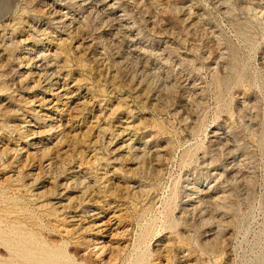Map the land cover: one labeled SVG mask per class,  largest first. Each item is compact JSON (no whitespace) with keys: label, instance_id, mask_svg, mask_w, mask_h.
Wrapping results in <instances>:
<instances>
[{"label":"rangeland","instance_id":"obj_1","mask_svg":"<svg viewBox=\"0 0 264 264\" xmlns=\"http://www.w3.org/2000/svg\"><path fill=\"white\" fill-rule=\"evenodd\" d=\"M77 1L67 7L81 34L62 36L49 22L52 0H0L9 51L0 56V264H264V0H113L135 43L92 0ZM48 24L41 43L31 25ZM32 43L55 55L54 69L19 61ZM35 64L60 72L47 80ZM58 88L66 96L52 95ZM46 95L39 113L26 102ZM34 128L40 149L23 137ZM130 136L158 150L160 174L137 159ZM216 170L226 171L215 190L224 200L188 213L185 187L213 185Z\"/></svg>","mask_w":264,"mask_h":264},{"label":"bare ground","instance_id":"obj_2","mask_svg":"<svg viewBox=\"0 0 264 264\" xmlns=\"http://www.w3.org/2000/svg\"><path fill=\"white\" fill-rule=\"evenodd\" d=\"M70 1V0H69ZM73 1V0H72ZM79 1V3L82 5V6H84V5H86V3H83L85 0H78ZM77 1V2H78ZM88 1H90V0H88ZM115 1V0H114ZM117 1V0H116ZM92 2H93V5H92V9L93 8H95V7H101L102 9V11H104L103 13H105V14H107V16L109 17V19H112V21H114V23L116 24V25H118V30L119 31H121V27H123V29L122 30H124V31H121V33L122 32H127V34L129 35V38L131 39V41L132 42H134L135 43V41L137 40V38H138V36H134L133 34H132V31H133V26H131V25H129L128 23V25H125L126 23V21H125V11H124V13H119L118 14V11H117V3L116 2H113V0H92ZM92 2H90L91 4H92ZM52 3L53 4H51V6L52 7H50V11H48L49 12V22H50V24H52V25H54L56 28H58L60 31H61V34L60 35H62V34H67V33H72V32H74L75 33V31L74 30H77L78 29V27L75 25V23H76V21H77V16H78V14L77 13H72V12H70V10H69V8L67 7L68 6V3L69 2H67V0H52ZM118 3H120V2H118ZM49 4V3H48ZM89 4V3H88ZM124 4V3H123ZM121 5V4H120ZM49 6V5H48ZM78 6H80V5H78ZM90 6V5H89ZM119 6V5H118ZM123 6V5H122ZM87 7V6H86ZM85 7V8H86ZM76 8V7H75ZM91 8V7H90ZM72 9V8H71ZM89 9V8H88ZM123 9V8H122ZM46 10V8L44 9V11ZM91 10V9H90ZM95 10V9H94ZM97 10V9H96ZM100 10V8L98 9V11L97 12H101V11H99ZM82 11H83V13H85V10H83L82 9ZM88 11V10H87ZM92 11V10H91ZM46 12H47V10H46ZM77 12H79V11H77ZM93 12V11H92ZM96 12V11H95ZM96 12V13H97ZM123 12V11H122ZM102 13V12H101ZM86 14V13H85ZM89 15V14H88ZM87 14H86V16H88ZM91 15H93V14H91ZM125 15V16H124ZM47 16V17H48ZM85 16V20H86V18H87V20H88V17H86ZM183 18V17H182ZM189 18V17H188ZM108 19V20H109ZM86 20V21H87ZM90 20V19H89ZM88 20V21H89ZM107 20V21H108ZM45 21V20H44ZM46 21H48V20H46ZM192 21V20H191ZM31 22V21H30ZM11 23V22H10ZM106 23V22H105ZM123 23H125L124 25H123ZM29 24V23H28ZM83 24V23H82ZM81 24V25H82ZM107 24V23H106ZM110 24V23H109ZM154 24V23H153ZM108 25V24H107ZM111 25V24H110ZM115 25V26H116ZM32 26V28H31V30H32V34L37 38L38 36L39 37H41V36H45V35H47L48 34V28H49V24H48V26L47 27H43V29H41L40 28V26L39 25H31ZM76 26V27H75ZM85 26V25H84ZM30 27V26H29ZM83 26H81V28H82ZM113 27V26H112ZM135 27V26H134ZM116 28V27H115ZM27 29H28V27H27ZM55 29V28H54ZM110 29H111V26H110ZM81 30V29H80ZM80 30H77L76 32H78V31H80ZM83 30V29H82ZM117 30V31H118ZM162 30V29H161ZM172 30V29H171ZM50 31V30H49ZM67 31H69V32H67ZM117 31H115L116 33H118ZM56 32V31H55ZM140 32V31H139ZM57 33V32H56ZM74 33H72V34H74ZM78 33H80L81 34V31L80 32H78ZM52 35H53V32L51 33ZM71 34V35H72ZM125 34V33H124ZM29 35H31V34H29ZM117 35V34H116ZM141 35V34H140ZM11 36V35H10ZM63 36V35H62ZM115 36V35H114ZM124 36H126V35H124ZM1 37V36H0ZM31 37V36H30ZM88 37V36H87ZM87 37H86V39H87ZM128 37V36H127ZM142 37V36H141ZM32 38H34V37H32ZM31 38V39H32ZM53 38V37H52ZM57 38V37H56ZM60 38V37H59ZM65 38H66V35H65ZM65 38H63V39H65ZM72 38V37H71ZM74 38H75V36H74ZM85 38V37H84ZM140 38V37H139ZM1 39V38H0ZM10 39V38H9ZM29 39V38H28ZM28 39H27V41H28ZM96 39H98V38H96ZM127 39V38H126ZM130 39H128V40H130ZM141 39V38H140ZM143 39V38H142ZM3 40V39H2ZM22 40H24V39H22ZM21 40V41H22ZM35 40V39H34ZM45 40H47V37L46 38H43V37H41L40 38V42L41 43H44L43 41H45ZM50 40V39H49ZM4 41H5V39H4ZM59 41H61V40H59ZM63 41V40H62ZM66 41V40H65ZM87 41V40H86ZM93 41V40H92ZM112 41H114V40H112ZM124 41V40H123ZM12 42V41H11ZM22 42H24V41H22ZM35 42V41H34ZM64 42V41H63ZM91 42V41H90ZM174 42V41H173ZM10 42H8V44H9ZM25 43V42H24ZM27 43V42H26ZM40 43V44H41ZM95 43V42H94ZM120 43V42H119ZM138 43V42H137ZM143 43V42H142ZM3 45H4V42L2 43ZM27 44H29V43H27ZM33 44V43H32ZM54 44V43H53ZM132 44V43H131ZM144 44V43H143ZM6 45V44H5ZM9 45H11V44H9ZM43 45V44H42ZM79 44H77V46H78ZM81 45V44H80ZM79 45V46H80ZM87 45H88V43H87ZM89 45L90 46H92L91 45V43H89ZM115 45V44H114ZM1 46V45H0ZM7 46V45H6ZM5 46V47H6ZM78 46V47H79ZM90 46H88V47H90ZM129 46H130V44H129ZM139 46V45H138ZM137 46V47H138ZM8 47V46H7ZM134 47H136V45L134 46ZM133 47V48H134ZM136 47V48H137ZM141 47H142V45H141ZM2 48V47H1ZM4 48V47H3ZM2 48V49H3ZM37 43H34L33 45H30V46H27V48L24 50V52H22L21 53V55H19V61H21V62H23V61H27L28 62V64L30 63V64H33L36 60H38V59H43V60H45V63L47 62V67H54L55 65H56V61H55V55H53V57L52 56H49L50 54V50H48V51H50V52H48V54L49 55H47V52H46V54H45V48L44 49H40V51H38L37 50ZM132 48V49H133ZM145 48V47H144ZM5 49V48H4ZM22 49V48H21ZM47 49V48H46ZM78 49V48H77ZM92 49V48H91ZM90 49V50H91ZM8 50V49H7ZM10 50V49H9ZM55 50H57V49H55ZM55 50H54V53H55ZM135 50V49H134ZM138 50H139V48H138ZM144 51L146 50V49H143ZM12 51V50H11ZM101 51V50H100ZM147 51V50H146ZM6 50H0V56H2V55H4V54H6ZM9 52V51H8ZM7 52V53H8ZM38 52V53H37ZM59 52V51H58ZM127 52V51H126ZM143 52V51H142ZM53 53V52H52ZM103 53H105V52H103ZM145 53V52H144ZM143 53V54H144ZM148 53V52H147ZM81 54H83V52L81 53ZM99 54V53H98ZM132 54V53H131ZM10 55V54H9ZM96 55V54H95ZM100 55V54H99ZM135 55H136V53H135ZM146 55V54H145ZM81 55H79V57H80ZM18 57V56H17ZM100 56H98V58H99ZM125 57V56H124ZM127 57V56H126ZM138 57V56H137ZM11 58V57H10ZM57 58H58V56H57ZM81 58V57H80ZM105 58V57H104ZM97 59V58H96ZM2 60V59H1ZM43 60H41V62L43 61ZM95 60V59H94ZM17 61V60H16ZM18 61V62H19ZM95 61H98V60H95ZM104 61V60H103ZM146 61V60H145ZM6 62V61H5ZM40 62V63H41ZM102 62V61H101ZM106 63H107V61H105ZM137 62V61H136ZM142 62V61H141ZM1 63H3V62H1ZM24 63V62H23ZM59 63V62H58ZM95 63H97V62H95ZM103 63V62H102ZM4 64H6V63H4ZM27 64V65H28ZM60 64V63H59ZM99 64V63H98ZM26 65V66H27ZM36 65V64H35ZM37 65H39V64H37ZM36 65V67L39 69V72H41L40 74L42 75V76H45V78H47V80H48V78L49 79H52L53 78V76H56V73L59 71L60 72V68H57V69H55V70H50L49 68L47 69V68H45L46 66H44V69L43 68H41V66L43 65H41V66H37ZM102 65V64H101ZM100 65V66H101ZM4 66V65H3ZM2 65H1V67H3ZM30 66V65H29ZM63 66V65H62ZM107 66V65H106ZM109 66V65H108ZM126 66V65H125ZM31 67V66H30ZM30 67H29V69H30ZM103 68V67H102ZM146 68V67H145ZM32 69V68H31ZM52 69H54V68H52ZM105 69V68H104ZM106 69H108V67L106 68ZM148 69V68H147ZM34 70V69H33ZM109 70H111V69H108V71ZM38 71V70H37ZM107 71V72H108ZM58 72V73H59ZM106 72V73H107ZM109 72H111V71H109ZM113 72V71H112ZM35 73V72H34ZM43 73V74H42ZM114 73V72H113ZM29 74V73H28ZM111 74V73H110ZM116 74V73H115ZM31 75V74H30ZM32 75H33V73H32ZM31 75V76H32ZM35 75H37L36 73H35ZM58 75H60V74H58ZM106 75V74H105ZM109 75V74H108ZM28 76V75H27ZM30 76V77H31ZM42 76H38L39 78L41 77V79H42ZM110 76V75H109ZM115 76V75H114ZM125 76V75H124ZM22 77V76H21ZM60 77V76H59ZM112 77V76H111ZM27 78V77H26ZM29 78V77H28ZM184 78V77H183ZM17 79V78H16ZM44 80V79H43ZM102 80V79H101ZM59 81V80H58ZM185 81V80H184ZM41 82H42V80H41ZM45 82H46V80H45ZM55 82V81H54ZM52 82L51 81V83H50V85H47V87L49 86V88L50 87H54L53 85L57 82ZM30 83V82H29ZM37 84H38V79H37V82H36ZM120 83V82H119ZM134 83V82H133ZM196 83V82H195ZM49 84V83H48ZM187 84H188V82H187ZM33 85H35V84H33ZM33 85H32V87H33ZM192 85V84H191ZM55 86H58V85H55ZM193 86V85H192ZM31 87V86H30ZM42 87V86H41ZM63 87V86H62ZM201 87V86H200ZM48 88V89H49ZM187 88V87H186ZM193 88H194V86H193ZM59 89V88H58ZM61 89V88H60ZM59 89V91H57V92H55L54 94H52V95H55V97H57L58 99L61 97V96H66V93H64V94H61V91H63V90H60ZM63 89V88H62ZM203 89V88H202ZM34 90V89H33ZM50 90V89H49ZM47 91V90H46ZM51 93H52V91H50ZM68 92V91H67ZM43 93V92H42ZM48 93V92H47ZM6 95V94H5ZM38 95V94H37ZM42 95V94H41ZM54 97V96H53ZM54 97V98H55ZM144 98V97H143ZM26 99H27V103L30 105V106H32V110L33 111H35V112H38L39 113V111H40V107H46L51 101H52V99H50V98H48L47 97V95L46 96H36L35 98H33V99H30V98H27L26 97ZM30 99V100H29ZM65 100V99H64ZM201 100V99H200ZM8 101V100H7ZM60 101V100H59ZM6 102V101H5ZM23 102H25L24 100H23ZM58 102V101H57ZM189 102V101H188ZM52 103V102H51ZM26 105V104H25ZM10 106V105H9ZM8 106V107H9ZM34 106V107H33ZM246 106V105H245ZM38 107H39V109H38ZM28 108H29V106H28ZM31 108V107H30ZM5 109V108H4ZM46 109V108H45ZM43 110V109H42ZM6 111H8L7 110V108H6ZM22 111V110H21ZM8 112H10V111H8ZM30 112V111H29ZM38 113H35L36 115L38 114ZM35 115V116H36ZM41 115V114H40ZM29 116H31V115H29ZM33 116V115H32ZM42 116H44L43 114H42ZM36 118V117H35ZM26 119V118H25ZM37 119V118H36ZM43 119V118H42ZM46 120V119H45ZM121 120H122V118H121ZM26 121V120H25ZM27 121H31V120H27ZM37 121V120H36ZM41 121H44V120H41ZM40 121V122H41ZM34 122V121H33ZM48 121H46V123H47ZM127 122V121H126ZM43 123V122H42ZM45 123V122H44ZM123 123V122H122ZM9 124V123H8ZM20 125H22L21 123H19ZM30 124V123H29ZM33 124V123H32ZM39 124V123H38ZM49 124H51V123H49ZM11 125V124H10ZM23 125H24V123H23ZM122 125V124H121ZM120 125V126H121ZM16 126V125H15ZM25 126H26V124H25ZM39 126V125H38ZM50 126V125H49ZM53 126V125H52ZM56 126V125H55ZM54 126V127H55ZM53 127V128H54ZM113 127V126H112ZM127 128H128V126H126ZM9 128V127H8ZM7 128V129H8ZM12 128V127H11ZM22 128V127H21ZM24 128V127H23ZM26 128V127H25ZM43 128V127H42ZM41 128V129H42ZM48 128V127H47ZM119 128V127H118ZM118 128H117V130H118ZM123 128V127H122ZM12 129H14V128H12ZM46 129V128H45ZM50 129H52V128H50ZM129 129V128H128ZM27 131H25L24 133H26L25 135H24V133H23V137H29L30 136V138H29V140H28V142L30 143V144H28V145H30V146H33L34 148H39L40 147V142H42V141H40L41 139H38L39 141H37V139H36V137H35V135H36V133H40V134H42V130L39 132V130H38V132H36V130H35V128L34 129H26ZM127 129H122L121 130V133L123 134V133H125V131H126ZM222 130V129H221ZM1 131V130H0ZM13 131H15V129L13 130ZM12 131V132H13ZM22 131H23V129H22ZM223 131V130H222ZM8 132V131H7ZM47 132V131H46ZM116 132V131H115ZM221 132V131H220ZM219 131H215L214 132V138H215V142H220L221 141V139L222 138H225L226 136H224V134L222 135V136H220L219 135V133H220ZM19 133V132H18ZM45 133V132H44ZM120 133V132H119ZM120 133V134H121ZM127 133V132H126ZM126 133H125V135H126ZM228 133V132H227ZM39 134V135H40ZM48 134H50V133H48ZM55 134V133H54ZM226 134V133H225ZM52 135V134H51ZM64 135V134H63ZM118 135V134H117ZM131 135V134H130ZM227 135V134H226ZM61 136V135H60ZM129 136V135H128ZM41 137V136H40ZM120 137V136H119ZM169 137V136H168ZM42 138V137H41ZM59 138H61V137H59ZM62 138H63V136H62ZM117 138V137H116ZM28 139V138H27ZM43 139V138H42ZM52 139V138H51ZM64 139H66V136H65V138H63V140ZM128 140H130V142L128 143L127 142V145L129 144L130 146L129 147H131L134 151H135V155H136V157H137V159L139 160H141V159H146V158H149V160H150V162H152V163H154L155 164V170H156V173L157 172H159V174H160V172H161V169H159V166H161V162L163 161V158H162V161H160V154L157 152V151H155V150H153V151H151V149H148L147 148V146L146 145H144V146H139V145H137V144H135V142H136V138L135 137H133V136H130L129 138H127ZM145 139V138H144ZM212 139V138H211ZM228 139H229V137H228ZM25 140V139H24ZM222 140H224V139H222ZM232 140V139H231ZM59 141V140H58ZM61 141V140H60ZM227 142V141H226ZM229 142H230V140H229ZM43 143V142H42ZM47 143V142H46ZM231 143V142H230ZM49 144V143H48ZM107 144V143H106ZM231 144H233V143H231ZM230 144L229 143H224L223 144V146H225V149L228 151V153H229V156L230 157H234V155H233V152H232V148H230V146H229ZM47 146V145H46ZM220 146V145H219ZM232 146V145H231ZM236 146V145H235ZM25 148V147H24ZM41 148V147H40ZM39 148V149H40ZM49 149H50V147H48ZM47 148V149H48ZM15 149V148H14ZM37 149L35 150V151H37ZM43 149V148H42ZM115 149V148H114ZM164 150H166L165 148H163ZM162 149V150H163ZM222 149V148H221ZM225 149H223V150H225ZM16 150V149H15ZM51 150V149H50ZM74 150V149H73ZM160 150V149H159ZM19 151V150H18ZM20 151H22V150H20ZM43 151V150H42ZM236 151V150H235ZM16 152H17V150H16ZM39 152H41V151H39ZM38 152V153H39ZM80 152V151H79ZM161 152V151H160ZM166 152H167V150H166ZM238 152V151H237ZM37 153V154H38ZM42 153V152H41ZM165 153V152H164ZM28 154V153H27ZM34 154H35V152H34ZM79 154V153H78ZM97 154V153H96ZM161 154H163V153H161ZM235 154V153H234ZM224 155V154H223ZM78 156H81V153H80V155H77V157ZM162 156H164V155H161V157ZM236 157V156H235ZM239 157V156H238ZM244 158V157H243ZM204 159V158H203ZM227 159V158H226ZM51 160V159H50ZM165 160V159H164ZM240 160V159H239ZM72 161H73V159H72ZM72 161H71V163H72ZM87 161V160H86ZM143 161V160H142ZM154 161V162H153ZM205 161V160H204ZM231 161V160H230ZM140 162V161H139ZM149 162V161H148ZM212 162V161H211ZM235 162V159H234V161H233V163ZM240 162V161H239ZM46 163V162H45ZM227 163V162H226ZM51 164H52V162H50L49 161V163L47 164H44L47 168H49V167H51ZM57 164V163H56ZM75 164V163H74ZM143 164H146L145 163V161L143 162ZM239 164V163H238ZM78 165H80V164H78ZM77 165V166H78ZM212 165V163L209 165V166H211ZM232 165V164H231ZM235 165H237L236 164V162L234 163V166H232V167H230L229 169L230 170H233L234 169V167H236ZM43 166V165H42ZM53 166H54V164H53ZM52 166V167H53ZM56 166V165H55ZM66 166V165H65ZM70 166H71V164H70ZM205 166V165H204ZM228 166V165H227ZM230 166V165H229ZM74 167V166H73ZM80 167H81V165H80ZM162 167V166H161ZM77 168V167H76ZM226 169H227V167H225ZM239 168V167H238ZM53 169V168H52ZM72 169V168H71ZM70 169V170H71ZM209 169V168H208ZM216 169V168H215ZM214 169V170H215ZM51 170V168L49 169V171ZM67 171H68V169H66ZM207 170V169H206ZM220 170V169H219ZM228 170V169H227ZM237 170V169H236ZM73 172L75 171V169H73L72 170ZM76 171H79L78 170V168H77V170ZM210 171V170H209ZM238 171V170H237ZM240 171V170H239ZM239 171H238V173H239ZM69 172V171H68ZM80 172V171H79ZM222 172V171H221ZM221 172H217V170L216 171H214V172H212V176H213V179H214V184L213 185H209V187H204V184L203 185H201L200 184V182L198 181V180H196V181H192V182H190L186 187H185V191H184V189H183V191H184V200H183V203H184V209L188 212V213H190V212H197L199 209H200V207L205 203V202H208V203H215V205H217V203H219V202H222L223 200H224V198H225V195H227L226 193H225V190H223L222 188H221V190H219V194L218 193H216L215 192V190L218 188V184L220 183V185H221V182H220V179H222L221 177L225 174L224 172H226L225 170H224V174L223 173H221ZM43 173V172H42ZM50 173V172H49ZM107 173V172H106ZM230 173V172H229ZM16 174V173H15ZM79 174V173H78ZM80 174H84V173H80ZM162 174V173H161ZM194 174V173H193ZM227 174V173H226ZM232 174V173H231ZM69 175V174H68ZM107 175V174H106ZM235 175V174H234ZM54 176V175H53ZM71 176V175H70ZM69 176V177H70ZM105 176V175H104ZM236 176V175H235ZM37 177H39V175H36V178ZM90 177V176H89ZM226 177V176H225ZM35 178V177H34ZM59 178V177H58ZM82 178H83V176H82ZM228 178V177H227ZM73 179V178H72ZM79 179V178H78ZM77 179V180H78ZM85 178H83V180H84ZM90 179V178H89ZM92 179V178H91ZM105 179V178H104ZM103 178H102V180H104ZM187 179H189V178H187ZM237 179V178H236ZM235 179V180H236ZM36 180V179H35ZM51 180V179H50ZM58 180V179H57ZM69 180V179H68ZM79 180H81V179H79ZM95 180V179H94ZM99 180V178H97V181ZM194 180V179H193ZM210 180H211V178H210ZM225 180V179H224ZM228 180V179H227ZM230 180V179H229ZM48 181V180H47ZM61 181V180H60ZM74 181V180H73ZM106 181H107V178H106ZM191 181V180H190ZM209 181V180H208ZM43 182V181H42ZM53 182V181H52ZM58 182V181H57ZM79 182V181H78ZM83 182V181H82ZM87 182H88V180H87ZM99 182V181H98ZM109 182V181H108ZM202 182V181H201ZM206 182V181H205ZM227 182V181H226ZM72 183V182H71ZM91 184H92V182H90ZM96 183V182H95ZM94 183V184H95ZM203 183V182H202ZM61 184V183H60ZM93 184V185H94ZM97 184V183H96ZM212 184V183H211ZM98 185V184H97ZM144 185V184H143ZM206 185V184H205ZM58 186V185H57ZM64 186V185H63ZM66 186V185H65ZM95 186V185H94ZM118 186V185H117ZM88 187V186H87ZM92 187V186H91ZM97 187V186H96ZM96 187H94V188H96ZM54 188H56V187H54ZM65 188V187H64ZM103 188V187H102ZM134 188V187H133ZM214 188V189H213ZM220 188V187H219ZM218 188V189H219ZM226 188V187H225ZM61 189V188H60ZM227 189V188H226ZM57 190V189H56ZM64 190V189H63ZM62 190V191H63ZM96 190V189H95ZM223 190V191H222ZM228 190V189H227ZM84 192L83 193H85L86 191L85 190H83ZM218 191V190H217ZM229 191H232V190H230L229 189ZM228 191V193H230ZM60 192V191H59ZM95 193V192H94ZM37 194H38V192H37ZM60 194V193H59ZM64 194V193H63ZM231 194V193H230ZM85 195V194H84ZM232 195V194H231ZM23 196V195H22ZM65 196V195H64ZM83 196V195H82ZM87 196V195H86ZM61 197V196H60ZM102 197V196H101ZM86 198V197H85ZM3 199V198H2ZM228 199V198H227ZM89 200V199H88ZM11 201V200H10ZM93 201V200H92ZM93 203H95L94 201H93ZM115 203H116V201H115ZM58 204H60V202L58 203ZM66 204V203H65ZM96 204V203H95ZM61 205V204H60ZM81 205V204H80ZM83 205H86V203L84 202L83 203ZM210 205V204H209ZM233 205V204H232ZM231 205V206H232ZM79 206V205H78ZM66 207V206H65ZM81 207V206H80ZM91 207V206H90ZM211 207V206H210ZM224 207V206H223ZM227 207V206H226ZM67 208H68V206H67ZM83 208V207H82ZM218 208V207H217ZM65 209V208H64ZM76 209V208H75ZM229 209H230V207H229ZM232 209V208H231ZM230 209V210H231ZM61 210H63V209H61ZM78 211H79V209H77ZM76 210V211H77ZM92 210H94V209H92ZM215 210V209H214ZM224 210V209H223ZM29 211V210H28ZM93 212V211H92ZM215 212V211H214ZM213 212V213H214ZM219 212V211H218ZM221 212V211H220ZM227 212V211H226ZM95 213H97V212H95ZM201 213L203 214V211H201ZM207 213H208V211H207ZM211 213H212V210H211ZM212 213V214H213ZM199 214V213H198ZM73 215V214H72ZM91 215V214H90ZM93 215V214H92ZM183 215V214H182ZM186 215V214H185ZM203 215H205V214H203ZM210 215V214H209ZM226 215V214H225ZM188 216V215H187ZM186 216V217H187ZM206 216V215H205ZM215 216V215H214ZM78 217V216H77ZM182 217H184V216H182ZM206 217H208V216H206ZM211 217H213V216H211ZM217 217V216H216ZM222 217V216H221ZM224 217V216H223ZM227 217V216H226ZM193 218V217H192ZM201 218V217H200ZM204 218V217H203ZM218 218V217H217ZM202 219V218H201ZM183 220V219H182ZM193 220V219H192ZM203 220V219H202ZM206 220H208V219H206ZM213 220V219H212ZM215 220H216V218H215ZM225 220L226 219H224V222H225ZM205 221V220H204ZM209 221H211L210 220V218H209ZM214 221V220H213ZM218 221V220H217ZM223 221V220H222ZM203 222V221H202ZM216 222V221H215ZM219 222V221H218ZM224 222H223V224H224ZM221 223V222H220ZM219 223V224H220ZM217 224V223H216ZM218 224V225H219ZM222 224V223H221ZM222 224V225H223ZM37 225V224H36ZM213 225H214V222H213ZM3 226V225H2ZM212 226V225H211ZM217 226V225H216ZM220 226V225H219ZM21 227V226H20ZM221 227H223V226H221ZM224 228H226V226L224 227ZM229 228V227H228ZM215 229V228H214ZM220 230L221 228H217V230ZM216 230V229H215ZM225 229H223L222 231H224ZM188 231V230H187ZM221 231V232H222ZM228 231V230H227ZM13 232V231H12ZM23 232V231H22ZM216 232V231H215ZM220 232V233H221ZM208 233H210V232H208ZM217 233V232H216ZM219 233V232H218ZM219 233V234H220ZM223 233V232H222ZM7 234V233H6ZM39 234V233H38ZM212 234V233H211ZM215 234V233H214ZM226 234V233H225ZM218 235V234H217ZM213 236H216V235H213ZM219 236V235H218ZM224 236V233H223V235H222V237ZM45 237V236H44ZM19 238V237H18ZM29 238H31V236L29 237ZM209 238V237H208ZM215 238V237H214ZM1 239V238H0ZM17 239V238H16ZM19 239H21V238H19ZM210 239V238H209ZM18 240V239H17ZM16 240V241H17ZM32 240V239H31ZM23 241V240H22ZM38 241V240H37ZM194 241V240H193ZM9 242V241H8ZM25 242V241H24ZM28 242V241H27ZM30 242V241H29ZM23 243V242H22ZM36 243V242H35ZM41 243V242H40ZM222 243H224V242H222ZM1 244V243H0ZM25 244V243H24ZM27 244V243H26ZM32 244V243H31ZM34 244V243H33ZM42 244V243H41ZM15 245V244H14ZM16 245H18V244H16ZM21 245H23V244H21ZM30 245V244H29ZM38 245H39V243H38ZM44 244H42V245H40L41 247L43 246ZM47 245V244H46ZM229 245H230V243H229ZM6 246V245H5ZM45 246V245H44ZM43 246V247H44ZM22 247V246H21ZM28 247V246H27ZM30 247V246H29ZM39 247V246H38ZM46 247V246H45ZM19 248H20V246H19ZM18 248V249H19ZM34 248V247H33ZM50 248V247H49ZM166 248V247H165ZM29 249V248H28ZM31 249V248H30ZM37 249V248H36ZM42 249H44L45 250V248H42ZM51 249H54V248H52L51 247ZM56 249V248H55ZM139 249V248H138ZM16 250V249H15ZM48 250V249H47ZM17 251V250H16ZM18 251H20V250H18ZM27 251V250H26ZM31 251H32V249H31ZM31 251H29V253L28 252H26V253H28V254H30V252ZM33 251H35V250H33ZM37 251V250H36ZM40 251V250H39ZM57 251V250H56ZM61 251V250H60ZM50 252V251H49ZM52 252H54L53 250H52ZM58 252V251H57ZM19 253V252H18ZM38 253V252H37ZM62 253H64V252H62ZM45 254V253H44ZM53 253H51V255H52ZM40 255H43V254H40ZM39 255V256H40ZM47 255H50L49 253H47ZM53 255H59L58 253L57 254H53ZM189 255V254H188ZM23 256H26V257H28L27 255H24L23 254ZM31 255H29V257H30ZM33 256V255H32ZM61 256H63V255H61ZM61 256H60V258H61ZM66 256V255H65ZM69 256V255H68ZM68 256H66V257H68ZM22 257V256H21ZM40 257H42V256H40ZM50 257V256H49ZM56 257V256H55ZM64 257V256H63ZM20 258V257H19ZM46 258V257H45ZM48 258V257H47ZM59 258V259H60ZM69 258V257H68ZM40 260H41V258H39ZM62 259V258H61ZM47 260V259H46ZM70 260V259H69ZM20 261H22V260H20ZM35 262V261H34ZM83 262V261H82ZM24 264V263H23ZM28 264V263H27ZM32 264H34V263H32ZM40 264H59V262L57 261V259H54L53 257H51L48 261H45V262H42V260H41V263ZM190 264H192V263H190Z\"/></svg>","mask_w":264,"mask_h":264}]
</instances>
